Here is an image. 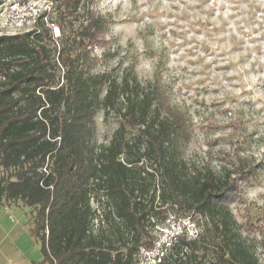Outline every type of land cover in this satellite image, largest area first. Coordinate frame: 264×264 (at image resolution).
<instances>
[{"label": "trees", "instance_id": "trees-1", "mask_svg": "<svg viewBox=\"0 0 264 264\" xmlns=\"http://www.w3.org/2000/svg\"><path fill=\"white\" fill-rule=\"evenodd\" d=\"M51 1L54 22L45 10L30 31L0 35V205L27 210L42 264H137L156 244L151 229L170 216L210 223V236L173 237L176 255L259 264L229 209L256 169L241 159L219 172L183 161L174 145L188 127L160 87L141 85L131 68L94 72L111 56L93 54L108 44V22L92 1ZM100 112L116 122L106 144L95 138ZM169 261L161 252L159 264Z\"/></svg>", "mask_w": 264, "mask_h": 264}, {"label": "rangeland", "instance_id": "rangeland-1", "mask_svg": "<svg viewBox=\"0 0 264 264\" xmlns=\"http://www.w3.org/2000/svg\"><path fill=\"white\" fill-rule=\"evenodd\" d=\"M90 1L88 6L108 22V44L93 54L100 58L107 50L111 56L100 58L94 72L120 77L131 68L141 85L159 86L188 127L189 139L174 145L187 164L219 172L236 169L241 159L256 169L239 185L229 209L235 231L264 264V0ZM0 2V35L30 31L45 10L46 21L56 20L54 1ZM48 26L57 38L56 25ZM102 118L101 112L95 117L97 144H106L116 128L114 120ZM194 221L195 228L186 220L152 228L155 250H139L137 262L158 264L155 258L163 252L170 257L166 264H198L188 251L176 255L170 245L181 232L205 234L210 223ZM30 227L19 203L0 206V264H42Z\"/></svg>", "mask_w": 264, "mask_h": 264}, {"label": "built area", "instance_id": "built-area-1", "mask_svg": "<svg viewBox=\"0 0 264 264\" xmlns=\"http://www.w3.org/2000/svg\"><path fill=\"white\" fill-rule=\"evenodd\" d=\"M171 220H174V221H188L190 224H192L193 225V227L195 228V224H194V222H192L189 218H185V219H176L174 216H170L169 218H168V220L167 221H171ZM180 234H184L183 232H181ZM179 233L178 234H176L175 236H177V235H180ZM196 234H197V230L196 229H194L191 233H190V235H185L188 239H193V238H195L196 237ZM175 236H173V237H175ZM172 237V238H173ZM155 247L156 246H154V248L153 249H151V250H149V251H144V252H146V253H151V252H153V250H155ZM160 255H161V252H159L158 254H157V256H156V258H155V260H157L158 261V264H159V257H160ZM137 264H140V262H138Z\"/></svg>", "mask_w": 264, "mask_h": 264}, {"label": "crops", "instance_id": "crops-1", "mask_svg": "<svg viewBox=\"0 0 264 264\" xmlns=\"http://www.w3.org/2000/svg\"><path fill=\"white\" fill-rule=\"evenodd\" d=\"M1 206V205H0Z\"/></svg>", "mask_w": 264, "mask_h": 264}]
</instances>
